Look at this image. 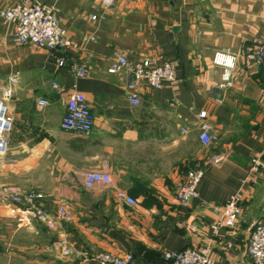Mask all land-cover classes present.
<instances>
[{
    "label": "crops",
    "instance_id": "0c3cea01",
    "mask_svg": "<svg viewBox=\"0 0 264 264\" xmlns=\"http://www.w3.org/2000/svg\"><path fill=\"white\" fill-rule=\"evenodd\" d=\"M21 1L0 0V10ZM33 1L55 7L76 47L17 44L14 24L0 15V97L11 86L5 102L13 121L0 188L41 192L42 208L65 207L71 219L49 227L27 207L0 202V264H96L91 247L132 253L140 264H169L164 251L208 247L211 264H251L246 243L264 217V162L247 180L264 149V66L240 52L264 40V0ZM215 53L236 56L233 67L215 64ZM119 54L131 63L170 61L176 78L159 88L143 83L132 105L126 71L107 72ZM75 64L88 75L75 77ZM227 74L232 85L219 87ZM72 89L85 94L94 117L86 133L61 127ZM201 111L215 136L209 145L198 138ZM196 166L198 195L182 206L176 186ZM87 170L107 171L111 183L87 189ZM120 189L137 204L120 200ZM236 192L238 221L214 233Z\"/></svg>",
    "mask_w": 264,
    "mask_h": 264
},
{
    "label": "built area",
    "instance_id": "2783aa9c",
    "mask_svg": "<svg viewBox=\"0 0 264 264\" xmlns=\"http://www.w3.org/2000/svg\"><path fill=\"white\" fill-rule=\"evenodd\" d=\"M105 7H112L115 0H102ZM0 15L7 23L14 24L13 41L17 44L31 43L39 48L54 50L56 48L71 49L76 45L73 43L67 29L60 23L56 9L33 0H22L7 8L0 10ZM96 19L97 15H92ZM89 56H92L89 54ZM240 56L243 60L256 67L264 66V40L257 37L245 43L241 49ZM236 56L225 53H215L213 61L215 64L232 68ZM126 71L128 74L127 89L128 100L132 105L140 103V87L143 83L151 88H159L165 82L175 80V67L170 61L155 63L149 58L131 63L124 54H119L109 61L107 72L115 74ZM75 77H84L89 69L84 64H75L72 69ZM10 84L17 82V73L9 76ZM232 85V79L227 74L219 87ZM54 88L57 83H52ZM11 86L2 90L0 97V157L8 150L9 134L12 129V117L9 114L6 99L11 94ZM40 105H46L45 99H39ZM66 111L61 121V127L66 131L86 133L93 125V114L84 93L72 89L66 99ZM200 123L198 138L203 145H209L215 138L212 134L210 124L206 121L205 111L199 113ZM186 129L183 132L186 133ZM264 162V149L251 161V168L247 180L253 183L254 173L258 171ZM203 175L200 167H193L186 171L185 175L175 189V199L182 206H187L190 201L198 195V186ZM108 185L111 183L110 174L105 170H87L84 173V186L87 189L95 184ZM43 194L34 190H16L9 186L0 188V202H11L27 207L34 216L47 226L52 227L57 220L69 221L71 214L65 207H60L56 214L41 207ZM117 197L131 205H136L137 200L129 196L125 190H118ZM242 195L236 192L231 195L222 205V216L211 225L214 233L221 227H233L242 212ZM67 252V249L63 250ZM92 260L96 264H140L137 258L129 252L114 254L102 251L94 247L90 248ZM251 264H264V217L256 221L249 234L245 247ZM163 257L169 264H211L208 247L186 248L178 251H164Z\"/></svg>",
    "mask_w": 264,
    "mask_h": 264
}]
</instances>
